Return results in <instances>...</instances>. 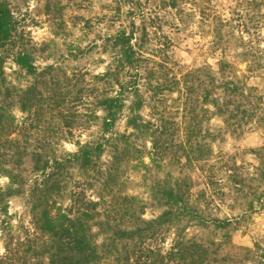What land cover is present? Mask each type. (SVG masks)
Listing matches in <instances>:
<instances>
[{
	"label": "rangeland",
	"instance_id": "1",
	"mask_svg": "<svg viewBox=\"0 0 264 264\" xmlns=\"http://www.w3.org/2000/svg\"><path fill=\"white\" fill-rule=\"evenodd\" d=\"M8 1L18 26L34 45L37 71L44 72L27 74L6 58L0 99L9 101L19 123L27 113L21 111L18 95L34 83L42 96L61 93L59 108L66 119H57V110L44 98L28 115V132L14 134L18 141L0 158V255L6 256L5 264H48L46 256L35 257L28 248L35 187L44 182L49 199L61 207L75 185L107 203L112 195H134L144 205L145 220L166 207L160 189L170 185L199 217L153 222L147 232L151 246L167 248L180 235L207 247L210 264H264V3L254 7L251 0ZM121 31L132 32L136 56L122 77L137 92L126 93L114 126L104 131V112L96 103L118 87L112 80L102 84L94 75L120 64L115 37ZM225 80L242 90L241 95L224 96L229 108L239 105L228 122L210 102L213 96L223 97L220 83ZM4 87L12 92L7 100ZM137 100L140 107L135 109ZM133 113L152 122L160 115L169 117L175 137L163 159L150 157L149 130L127 125ZM120 133L127 135L132 153L118 154L123 158L117 162L114 139ZM98 142L104 143L103 150L86 169L69 160L81 145ZM44 163L45 169H35ZM97 233L98 244L109 242L107 233Z\"/></svg>",
	"mask_w": 264,
	"mask_h": 264
},
{
	"label": "trees",
	"instance_id": "2",
	"mask_svg": "<svg viewBox=\"0 0 264 264\" xmlns=\"http://www.w3.org/2000/svg\"><path fill=\"white\" fill-rule=\"evenodd\" d=\"M251 1L255 4L254 7L264 3V0ZM131 39L132 32L128 34L119 32L115 37V43L120 46L122 53L119 59L120 64L94 75L98 82L105 84L112 80L118 87L114 93L102 94L96 103L104 112L101 123L104 131H109L114 126L124 107L126 93L131 90L137 92L135 86L131 87V81L122 77L123 69L136 61ZM33 46L30 38L18 26L9 1L0 0V95H2L1 86H3V62L6 58H10L27 74L40 75L44 72L37 71L33 62ZM220 84L223 97L220 99L218 96H213L210 102L223 116L224 121L228 122L235 117L239 105H235V108L232 106L230 109L224 96H238L242 94V90L231 80H225ZM187 88L185 86L184 89ZM4 90L5 100H7L6 98L12 92L8 87H4ZM44 98H47L48 107L57 110L55 112L57 119L59 116L66 119V112L62 111V107L59 108L62 103L60 100L63 98L61 93L53 92L52 96H42L34 83L28 85L18 95L19 107L21 111L27 113L19 123L9 110V101L0 99V158L4 157L5 150L11 146L10 143L18 141L17 136V138L13 137L14 134L24 135L28 132L30 124L26 123L28 115L32 113V107L40 104ZM133 105L135 109H138L140 101H134ZM169 120V117L163 115H160L155 122L143 120L138 113H133L126 118L127 125L134 130H149L152 160L163 159L171 152L168 144L174 140L175 129ZM65 126L70 128V125L65 124ZM125 136H127L125 133H120L114 139L115 144H118V141L121 144L119 145L121 147L115 145L117 162L123 158V156L118 157V154L122 153L127 157L132 153L131 145ZM103 146L102 142L85 143L77 151L70 153L69 160L75 161L80 168L86 169L91 164L92 157L102 152ZM184 152L185 159L189 158L188 151L184 149ZM33 154L39 156L38 152ZM46 163L42 167L35 166V169H45ZM45 176L48 177L49 173ZM8 177L10 178V175ZM35 190H37L36 202L31 207L33 239L28 248L31 255L35 257L46 256L48 264H97L101 261H106L108 264H210V253L207 247L198 241L176 235L172 243L163 249L153 247L147 242L149 238L147 232L151 230L150 226L153 222L163 224L183 216L199 217L197 211L184 201L183 194L170 185H164L160 189L162 202L166 207L152 220L141 217L144 205L137 203L134 195H112V200L107 203L102 197L98 199L89 197L83 188L77 189L75 185L68 193V202L61 207L49 199L50 190L46 182L42 186H36ZM218 222H220L219 219ZM94 226L97 227L96 232L92 230ZM97 232L107 233L109 242L98 244ZM124 242L130 244L126 245ZM120 243L123 244L119 247ZM4 259L6 256L1 254L0 264H5Z\"/></svg>",
	"mask_w": 264,
	"mask_h": 264
}]
</instances>
